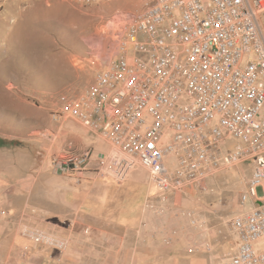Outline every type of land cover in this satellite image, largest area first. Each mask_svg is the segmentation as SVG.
<instances>
[{"label": "built area", "instance_id": "1", "mask_svg": "<svg viewBox=\"0 0 264 264\" xmlns=\"http://www.w3.org/2000/svg\"><path fill=\"white\" fill-rule=\"evenodd\" d=\"M146 1L118 59L83 96L60 100L64 110L130 158L123 163L147 170L156 212L175 190L251 160L244 210L231 221L233 249L215 264H264V195H257L264 188V0ZM89 162L88 155L67 154L52 164L56 174L80 180ZM186 214L192 226H203L194 212ZM5 215L0 208V219ZM20 235L37 245L68 246L25 224ZM175 236L166 233L164 242ZM200 247L213 252L210 242Z\"/></svg>", "mask_w": 264, "mask_h": 264}, {"label": "rangeland", "instance_id": "2", "mask_svg": "<svg viewBox=\"0 0 264 264\" xmlns=\"http://www.w3.org/2000/svg\"><path fill=\"white\" fill-rule=\"evenodd\" d=\"M136 4L140 5L137 0H0V208L6 211L0 226H15L20 234L25 224L68 243L97 238V232L102 238L113 236L120 230L106 224L116 222L137 200L141 186L143 190L151 186L142 200V212L146 222L153 224L152 232H159V226L161 231L165 227L180 230L190 223L182 212L192 211L203 226L187 227L212 244L215 263L216 256L228 255L233 249L231 221L244 210L240 196L252 175L251 160L221 166L200 184L175 190L164 211L156 212L149 207L156 189L148 174L135 167L134 181L125 162L119 167L122 173L111 172L114 161L130 158L100 134L85 129L60 101L62 96L77 99L90 91L99 72L118 59L132 22L108 64L96 57L85 39L108 32V25L119 17L134 18L144 10L136 11ZM127 49L132 55V46ZM17 60L22 65L14 66ZM235 143L230 140L227 146ZM67 154L89 156V171L83 179L54 171L52 162ZM263 189L257 188L260 198ZM82 191H98L103 197L100 201L85 199L74 208L70 203L65 209L50 207L66 198L78 202L72 193ZM52 249L54 255L65 251Z\"/></svg>", "mask_w": 264, "mask_h": 264}, {"label": "crops", "instance_id": "3", "mask_svg": "<svg viewBox=\"0 0 264 264\" xmlns=\"http://www.w3.org/2000/svg\"><path fill=\"white\" fill-rule=\"evenodd\" d=\"M137 2L140 5L136 4L134 7L136 11L146 8V0H137ZM122 163L121 161H114L109 166L111 172L122 173L119 171ZM88 167L83 175L89 171ZM135 167H140L149 177V173L141 165L129 163L125 169L130 172L134 181L136 180L132 171ZM126 170L123 169V173H126ZM67 178L72 177L67 176ZM150 188L151 186H148L146 190H143L141 186L137 200L120 213L121 216L116 222L106 224L112 230H120V232L114 233L113 236L112 234H105L104 238L101 237V233L97 232V238L90 240L73 239L71 243H68L65 251L58 253V255H54L52 248L34 244L22 237L15 226L1 225L0 264H215L212 251L206 253L201 250L200 246L203 241L191 230L192 228L190 229L192 226L189 222L180 230L165 227L162 228V231L161 226H159L160 223L154 222V225L159 226V232H152L153 224L146 222L145 214L142 212V200L151 190ZM97 192L82 191L79 195L73 192L72 194L78 202H67L66 198L62 200L63 202L53 203L50 207L65 209V204L70 203L73 206L71 208H74V204L82 203L85 199H102L103 196L96 194ZM182 215L188 216L185 212H182ZM101 230L97 228V231ZM172 230L177 231V237L173 239L172 243L166 244L164 236ZM57 251L55 250V252ZM24 257L28 258L26 262L21 260Z\"/></svg>", "mask_w": 264, "mask_h": 264}, {"label": "bare ground", "instance_id": "4", "mask_svg": "<svg viewBox=\"0 0 264 264\" xmlns=\"http://www.w3.org/2000/svg\"><path fill=\"white\" fill-rule=\"evenodd\" d=\"M135 19H137V15L134 18L130 17V15L119 17L111 25H108V32L92 35L86 38L85 42L91 45L93 52L99 60L108 64L110 63L112 56L117 53L120 44L119 38L122 33H124L129 23L132 22L129 28H135ZM20 61L21 60L13 62V65L19 66L21 63ZM65 99L66 96L61 97V100Z\"/></svg>", "mask_w": 264, "mask_h": 264}]
</instances>
